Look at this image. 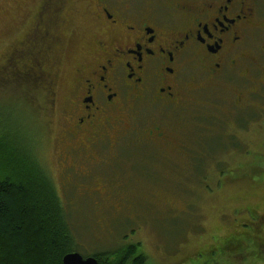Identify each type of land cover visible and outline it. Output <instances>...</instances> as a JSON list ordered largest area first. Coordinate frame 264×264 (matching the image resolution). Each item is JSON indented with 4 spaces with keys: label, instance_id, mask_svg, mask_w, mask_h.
Instances as JSON below:
<instances>
[{
    "label": "flooded vegetation",
    "instance_id": "flooded-vegetation-1",
    "mask_svg": "<svg viewBox=\"0 0 264 264\" xmlns=\"http://www.w3.org/2000/svg\"><path fill=\"white\" fill-rule=\"evenodd\" d=\"M262 2L38 0L23 37L11 44L5 59L16 60L32 35L41 44L54 42L51 94L56 96L59 87L67 92L55 139L61 143L63 179L94 177L85 191L102 200L108 188L114 194L108 206L121 211L125 184L109 172L132 169L135 189L141 185L154 193L167 188L158 173L169 172L172 161H191L193 169L197 161L217 165L216 151L206 150L210 137L205 132L214 133L213 149L217 133L222 134L216 129L218 115L212 116L217 107L206 102V95L242 83L264 88V59L258 66L264 46L252 43L264 32ZM77 14L87 19L83 28ZM66 58L71 77L60 84ZM234 95L233 107L244 112L240 118L231 113L230 122L245 129L250 104L241 93ZM255 104L264 110L263 103ZM258 119L264 125V112ZM234 142L235 137L229 140ZM201 169L194 171L209 177L205 164Z\"/></svg>",
    "mask_w": 264,
    "mask_h": 264
},
{
    "label": "rangeland",
    "instance_id": "rangeland-1",
    "mask_svg": "<svg viewBox=\"0 0 264 264\" xmlns=\"http://www.w3.org/2000/svg\"><path fill=\"white\" fill-rule=\"evenodd\" d=\"M37 3L38 0H0V70L9 62L5 58L11 44L23 37ZM262 8L264 11V0ZM79 18L80 14H77V25L83 28L87 19L82 21ZM252 43L264 46V32L256 36ZM263 59L258 61V66H263ZM70 65V59L66 58L60 84L71 77ZM247 85L244 88L242 83L238 87L231 86L206 95V102L217 107L212 109V116L218 115L216 129L222 134L217 133L213 149L214 133L211 129L205 132L210 137L206 150L216 151L217 165L213 166L215 162L211 160L207 163L197 161L192 162L195 164L193 169L191 161H172L169 172L158 173L162 181L160 185L167 188H157L154 193L144 191L141 185L135 189L134 171H122L119 163L116 165L121 168L120 171H106L110 178L120 180V185L125 184V188L122 186L125 192L122 194V210L116 218L111 217L113 212L106 213L102 204H108V198L114 196L110 194L111 190L107 188L99 203L96 202L99 199L97 193L77 190L81 182L85 183V187L91 186L94 177L63 179L58 159L62 148L55 139L62 129L60 115L67 92L59 87L58 94L55 96L52 93L49 104H46L41 91L39 98L43 109L38 120L42 122L43 137L48 132L49 135L39 155L68 211L73 232L78 238V252L90 255L98 250L111 251L123 245L140 243L147 257L146 264H264V249H258L254 244H248L242 250L236 248L241 257L231 261L224 258L231 250L223 252L220 249L234 234L252 232L261 224L259 219L264 218V125H261L260 119L257 121V116L262 118L264 112L258 108V103H263L264 107V99L260 97L264 98V88ZM3 88L0 83V134H18L19 143L24 145L28 140L27 126L36 117L33 114L27 117L28 110L12 99L10 89L13 87ZM253 90H257V94H252ZM234 93H241L248 106L250 104L247 109L250 121L244 124L245 129L243 123L234 125L230 122L231 113H239V118L243 116L240 113L243 109L233 107ZM18 109L20 112L25 110L26 117ZM203 118L213 120L211 117ZM223 122H227V127ZM234 137L237 144H229ZM204 164L209 177H201V173L194 171L202 170ZM102 177L106 176L96 178L104 180ZM219 182L222 183L221 188H218Z\"/></svg>",
    "mask_w": 264,
    "mask_h": 264
},
{
    "label": "trees",
    "instance_id": "trees-1",
    "mask_svg": "<svg viewBox=\"0 0 264 264\" xmlns=\"http://www.w3.org/2000/svg\"><path fill=\"white\" fill-rule=\"evenodd\" d=\"M53 45L54 42L49 39H44L41 44L37 36L32 35L21 50L23 53L0 70L3 89L13 87L10 89L12 99L28 110L27 117L31 114L36 117L27 126L28 140L24 145L19 143L18 134H0V264H62L65 255L79 253L78 238L73 232L68 211L39 155L49 135L48 132L43 137L41 133L42 122L38 119L43 104L39 96L42 91L45 103L49 104L54 77L53 57L50 54ZM20 114L26 117L25 110ZM79 189L85 190L84 182L79 184ZM96 202L99 203L100 199ZM102 204L106 207V213H114L111 217H119L120 211ZM259 221L261 224L252 232L236 233L220 248L223 252L231 250L224 258L230 261L240 258L236 248L242 250L248 244L264 249V218ZM242 235L243 238H238ZM80 255L93 257L98 264L147 262L140 243Z\"/></svg>",
    "mask_w": 264,
    "mask_h": 264
},
{
    "label": "water",
    "instance_id": "water-1",
    "mask_svg": "<svg viewBox=\"0 0 264 264\" xmlns=\"http://www.w3.org/2000/svg\"><path fill=\"white\" fill-rule=\"evenodd\" d=\"M62 264H98L93 257L84 258L79 253H69L62 259Z\"/></svg>",
    "mask_w": 264,
    "mask_h": 264
}]
</instances>
